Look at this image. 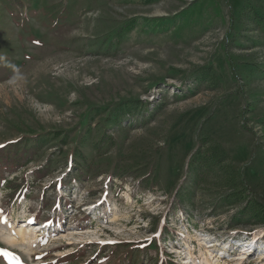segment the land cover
I'll list each match as a JSON object with an SVG mask.
<instances>
[{"label": "rangeland", "instance_id": "1", "mask_svg": "<svg viewBox=\"0 0 264 264\" xmlns=\"http://www.w3.org/2000/svg\"><path fill=\"white\" fill-rule=\"evenodd\" d=\"M209 143L244 200L196 178ZM248 199L264 207V0H0V226L36 239L0 235V264H264Z\"/></svg>", "mask_w": 264, "mask_h": 264}, {"label": "trees", "instance_id": "2", "mask_svg": "<svg viewBox=\"0 0 264 264\" xmlns=\"http://www.w3.org/2000/svg\"><path fill=\"white\" fill-rule=\"evenodd\" d=\"M205 79L211 78L212 74L211 71L207 70L203 72L202 75ZM207 146L206 151L201 152V148L198 150L197 156L194 158L192 163V168L196 172V178H201L203 171H219L224 175V179L226 180L227 184L232 189L231 198L235 201H240L241 199L244 200L243 196V183L239 180L238 175L234 173L232 167L228 165L226 162L229 158L227 153L220 148L219 145H214L209 143ZM247 195V194H246ZM246 202V214L250 216V219L260 220V222L264 223V207L261 206L259 203H256L252 199H248Z\"/></svg>", "mask_w": 264, "mask_h": 264}, {"label": "bare ground", "instance_id": "3", "mask_svg": "<svg viewBox=\"0 0 264 264\" xmlns=\"http://www.w3.org/2000/svg\"><path fill=\"white\" fill-rule=\"evenodd\" d=\"M24 234L25 233H21L19 236H14L11 230H8L3 226H0V235L4 240L30 253L33 249V246L35 245L36 239L31 236L24 237L25 236ZM243 259L244 258H242L241 260L243 261Z\"/></svg>", "mask_w": 264, "mask_h": 264}, {"label": "clouds", "instance_id": "4", "mask_svg": "<svg viewBox=\"0 0 264 264\" xmlns=\"http://www.w3.org/2000/svg\"><path fill=\"white\" fill-rule=\"evenodd\" d=\"M7 67H10L13 70L14 75L9 80V84L16 85L18 82L23 81L25 79L24 75L21 73L20 69L14 64H7Z\"/></svg>", "mask_w": 264, "mask_h": 264}]
</instances>
